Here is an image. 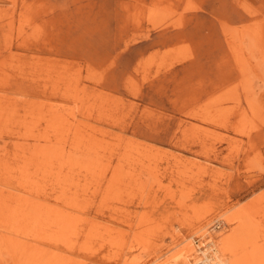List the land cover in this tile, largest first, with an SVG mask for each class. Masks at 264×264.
<instances>
[{
	"label": "rangeland",
	"instance_id": "rangeland-1",
	"mask_svg": "<svg viewBox=\"0 0 264 264\" xmlns=\"http://www.w3.org/2000/svg\"><path fill=\"white\" fill-rule=\"evenodd\" d=\"M210 239L264 264V0H0V264Z\"/></svg>",
	"mask_w": 264,
	"mask_h": 264
},
{
	"label": "bare ground",
	"instance_id": "bare-ground-1",
	"mask_svg": "<svg viewBox=\"0 0 264 264\" xmlns=\"http://www.w3.org/2000/svg\"><path fill=\"white\" fill-rule=\"evenodd\" d=\"M212 240L213 239H210L211 245L209 247L210 250L213 252L211 256H208L206 251L202 249L200 250V252L202 253V256H200V258L198 257L197 259V256L194 255L195 252L192 251L193 248L188 247L186 257L192 256L195 260L194 264H231L230 261L223 254L222 250H220L219 247H217V244L215 243V241H212Z\"/></svg>",
	"mask_w": 264,
	"mask_h": 264
}]
</instances>
